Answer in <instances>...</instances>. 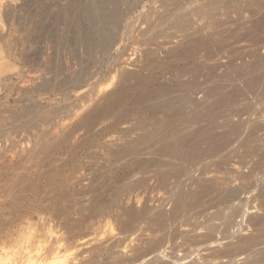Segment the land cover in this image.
Listing matches in <instances>:
<instances>
[{"label":"rangeland","instance_id":"1","mask_svg":"<svg viewBox=\"0 0 264 264\" xmlns=\"http://www.w3.org/2000/svg\"><path fill=\"white\" fill-rule=\"evenodd\" d=\"M196 34L210 40L200 71L181 74ZM259 58L264 0H0V264H260L264 74L248 84ZM212 84L210 101L242 94L195 110ZM235 121L241 136L203 154ZM179 131L192 159L174 149ZM227 186L243 191L220 200Z\"/></svg>","mask_w":264,"mask_h":264},{"label":"bare ground","instance_id":"2","mask_svg":"<svg viewBox=\"0 0 264 264\" xmlns=\"http://www.w3.org/2000/svg\"><path fill=\"white\" fill-rule=\"evenodd\" d=\"M2 5V4H1ZM137 5V4H136ZM11 7V6H10ZM8 8V7H7ZM1 9H2V7H1ZM10 11V10H9ZM10 14V13H9ZM95 18V17H94ZM11 20V19H10ZM102 20V19H101ZM9 22V21H8ZM17 22V21H16ZM13 23V22H12ZM101 24V23H100ZM99 25V24H98ZM105 25V24H104ZM103 25V26H104ZM106 25H107V23H106ZM110 25V24H109ZM101 26V25H100ZM99 28V27H98ZM101 29V28H100ZM15 31V30H14ZM194 37H196V39H195V41H194V45L192 46V49H191V54H190V56H188L189 58L187 59V58H185V60L187 59V60H191L192 62H190L192 65H190V67H189V65H188V67L186 68L184 65H186V64H184L183 66H180V68H178V69H180V72H179V70H178V72L179 73H181V74H184L185 72L184 71H187V70H189L190 71V73L192 74V76H194V73H195V75H197L198 73H199V71H200V67H199V65L197 66L196 65V63L195 62H193V61H195V58L197 57V54H196V52L198 51V50H200V48L203 46V45H207V44H210V40H207V39H203V38H200V36L198 35V34H196V35H194ZM103 39V38H102ZM180 54H181V52H179ZM180 54L178 55V56H180ZM183 55V54H182ZM181 58H182V56H180ZM180 58H178V60H179ZM182 59H184V57L182 58ZM184 61V60H183ZM180 62H182V61H180ZM186 62H188V61H186ZM184 63H185V61H184ZM189 63V64H190ZM187 66V65H186ZM178 67V66H177ZM186 68V69H185ZM189 68V69H188ZM263 69H264V58L262 59H258L257 61H256V63H254V67H252L251 68V75H250V77H249V81H248V84L250 85V87H255L259 82H260V80H261V78H262V75L264 74V72H263ZM219 84H212L211 86H209V88H208V95L206 96V98H205V100L204 101H201L202 103H200V101L199 102H197V104L196 105H194V104H192L191 103V105H194L195 107V110H199V109H208V108H210V106L212 107V103H214V104H216V105H219V106H223V105H225V104H229V102H231V101H234L237 97H239L241 94H242V89H240L239 87H234L233 89H232V91L230 92V93H227V94H225V95H222V96H218V97H215L214 98V100L213 101H210V99H211V96L213 95H215L216 94V92L218 91V89H219ZM128 88V87H127ZM131 88V87H130ZM195 88V91L197 92V87H194ZM131 90V92H132V89H130ZM130 90H128L127 89V92L128 91H130ZM133 90H135L134 88H133ZM198 101V100H197ZM154 102H155V100H154ZM191 102H193V101H191ZM156 103V102H155ZM181 103V102H180ZM194 103H195V100H194ZM183 109V105L182 104H180L178 107H177V110L180 112L181 110ZM194 110V109H193ZM214 122V126H215V128H222V126L224 127V125L222 124H220V123H217L216 121H213ZM209 124H211V123H209ZM221 125V126H220ZM244 126H245V124L244 123H242V122H240V121H235V122H233L231 125H230V127H229V129H228V131L227 132H224V134H222V135H214V136H212L211 138H210V140L208 141L209 142V144L208 145H206V147H205V149L203 150V154H206V156L208 155H211V154H217L216 152H220V150H222L223 148H225V146H227L229 143H231V139L233 138L232 136L233 135H235V136H241V133L243 132V130H244ZM252 126V125H251ZM247 128V127H246ZM251 128V127H250ZM261 126L259 125H257L256 127H254V131L256 130V132L258 131V130H261V129H263V128H261ZM252 130L253 129H251V132H252ZM248 131V130H247ZM253 131V132H254ZM252 132V133H253ZM261 132H264V131H261ZM258 133V132H257ZM245 134V133H244ZM256 134V133H255ZM254 134V135H255ZM243 135V134H242ZM253 135V134H252ZM251 135V136H252ZM230 137H231V139H230ZM244 137H247L246 139L244 138L243 139V144H246L248 141H249V139H250V135H246V136H244ZM175 139H174V149H175V151H176V153L179 155V157H180V159L181 160H186V159H192L193 158V156H195L197 153V148L196 147H192V148H188L187 147V139H189V137H187L186 136V134L185 133H183V132H181V131H179V132H177L176 133V135H175V137H174ZM246 142V143H245ZM229 146V145H228ZM195 153V155L194 154H191V153H193V152ZM191 155H193V156H191ZM198 157V156H197ZM196 158V157H195ZM262 159H264V154H263V156H262ZM241 163V162H240ZM242 165V164H241ZM243 165H244V163H243ZM242 165V166H243ZM237 166V165H236ZM235 166V167H236ZM240 168V167H239ZM237 169V168H236ZM253 169H255V168H253ZM234 170V169H233ZM232 170V171H233ZM238 170V169H237ZM256 171V170H255ZM250 172V171H249ZM231 175V174H230ZM240 178H242V177H240ZM213 179V178H212ZM218 179V178H217ZM238 179V178H237ZM216 180V179H215ZM222 180V179H221ZM230 180V179H229ZM228 180V181H229ZM249 180V179H248ZM210 181V180H209ZM214 181V180H213ZM212 181V182H213ZM217 181V180H216ZM241 181V180H240ZM243 182H245L244 180H242ZM218 182H220L219 180H218ZM247 182V181H246ZM250 182L251 181H249L248 183L250 184ZM256 182V181H255ZM215 183V182H214ZM247 183V184H248ZM219 184V183H218ZM220 184H222V183H220ZM238 184V183H237ZM242 182H241V185H239V186H242ZM247 184H245L246 186H247ZM254 184V183H253ZM213 185H215V184H213ZM244 185V186H245ZM222 186V185H221ZM249 186V185H248ZM223 187V186H222ZM251 187H252V183H251ZM203 188V187H202ZM226 188V187H225ZM221 189V190H225L224 192L225 193H223V192H221L222 194H224V195H222L221 194V196H222V198H220V200H222V199H224V198H228V197H230V199L231 198H233L234 199V197H236L241 191H243L242 190V187H236V188H234V189H229L228 188V186H227V188L226 189ZM246 188V187H245ZM185 189V188H184ZM263 189V188H262ZM216 190V189H215ZM220 190V189H219ZM184 191V190H183ZM182 191V192H183ZM203 192H205L207 195H210L211 193H213V187L211 188V186H206L205 185V187L203 188V190H202ZM259 191V190H258ZM261 191V190H260ZM263 191V190H262ZM179 192V191H178ZM215 192H217V190L215 191ZM251 192V191H250ZM254 192V191H253ZM181 193V192H180ZM187 193V192H186ZM193 193V192H192ZM218 193V192H217ZM216 193V194H217ZM220 193V192H219ZM182 194V193H181ZM185 194V193H184ZM258 194V193H257ZM176 195V194H175ZM174 195V196H175ZM188 195V194H187ZM193 195V194H192ZM253 195V194H252ZM259 195V196H258ZM257 196L259 197V200H261V203H259L258 205H259V207H261V206H264V192H260L259 194H258ZM179 196V197H178ZM220 196V195H219ZM228 196V197H227ZM177 200H175V203H174V205H173V207H172V209H173V211L171 212V211H169V212H171V214H170V216H171V219H170V217H169V213L168 214H165V212H162V211H160L155 217H156V219H154L155 220V222H156V220H157V222H158V220H159V224H164V221H166V220H164V218H166V217H169V220H172V221H175V220H177V218L176 219H174V216H177V215H179L181 212H183L182 210L184 209V207H186L185 206V199H184V197L183 196H180V194L179 195H177ZM189 197H190V195H189ZM191 197H194V196H191ZM195 197H197V196H195ZM194 197V198H195ZM247 197V196H246ZM257 197V198H258ZM186 199H187V197H186ZM196 199H198V198H196ZM214 199V198H213ZM219 199V198H218ZM215 200H216V198H215ZM237 200V199H236ZM239 200V199H238ZM257 200V199H256ZM258 200V202H260ZM197 201V200H196ZM195 201V202H196ZM241 201V200H240ZM255 201V200H254ZM236 202V201H235ZM257 203V202H256ZM172 204H173V202H172ZM244 204H245V202H244ZM251 204V203H250ZM253 205H255V204H253ZM254 207V206H253ZM161 208V207H160ZM263 208V207H262ZM187 209V208H186ZM147 210V209H146ZM185 211V210H184ZM236 214V213H235ZM263 215V214H262ZM144 216H145V214H144ZM234 216V215H233ZM254 216V215H253ZM172 217H173V219H172ZM229 217V216H228ZM153 218H154V216H153ZM163 219V223H161L162 221H160V220H162ZM168 220V219H167ZM233 220V219H232ZM229 221V220H228ZM156 222V225H158V223ZM224 222H226V221H224ZM172 223V222H171ZM231 223V222H230ZM254 223H255V225H257V226H259V228H263V225H264V217L262 216V217H256V218H254V220H253V225H254ZM227 225V224H226ZM162 226V225H161ZM228 226V225H227ZM159 227H160V225H159ZM210 227V226H209ZM161 228V227H160ZM162 228H163V226H162ZM227 228V227H226ZM258 228V227H257ZM264 229V228H263ZM262 229V230H263ZM206 231V230H205ZM210 231V230H209ZM208 231V232H209ZM264 231V230H263ZM262 232V231H261ZM260 232V233H261ZM263 234V233H262ZM202 235V234H201ZM260 235V234H259ZM256 236V235H255ZM202 238L200 239V242L201 243H206V242H209V240H211L212 239V235L209 233V234H205L204 236H201ZM243 238V237H242ZM248 238V237H247ZM251 238H254V237H251ZM256 238V237H255ZM258 239L259 238H262V237H257ZM256 238V239H257ZM69 239V238H68ZM158 239V238H157ZM249 239V238H248ZM256 239H249L248 240V242L249 243H254V242H256L257 243V240ZM62 240H64V239H61V241ZM67 240V239H66ZM71 240V239H70ZM192 240H193V238H192ZM247 240V239H246ZM256 240V241H255ZM154 241V240H153ZM157 241V240H156ZM237 242V241H236ZM244 242V241H243ZM259 242H260V240H259ZM157 243H159V241H157ZM157 243H155L156 244V246L158 247L159 246V244L157 245ZM199 243V242H198ZM261 243V242H260ZM65 243H63V245H64ZM68 244V243H67ZM152 244V243H151ZM151 244H149V245H151ZM155 244H154V246H155ZM238 244V243H237ZM247 244V243H246ZM262 244V243H261ZM62 245V244H61ZM60 245V246H61ZM141 245V244H140ZM202 245V244H201ZM207 245V244H206ZM239 245V244H238ZM242 245V244H241ZM244 245V244H243ZM253 245V244H252ZM251 245V246H252ZM59 246V247H60ZM73 246V245H72ZM76 246V245H75ZM153 246V247H154ZM156 246H155V249H156ZM247 246V245H246ZM251 246H249L250 248H251ZM255 246V245H254ZM64 247V246H63ZM138 247V246H137ZM149 247H151V246H149ZM152 247V249L154 250V248ZM235 247V246H234ZM233 247V248H234ZM242 247V246H241ZM57 248V247H56ZM61 248V247H60ZM78 248V247H77ZM141 248V247H140ZM161 248V247H160ZM191 248V247H190ZM194 248V247H193ZM238 248V247H237ZM244 248H245V246H244ZM253 248V247H252ZM132 249V248H131ZM68 250V249H67ZM147 250V249H146ZM151 250V249H150ZM234 250V249H233ZM239 250V249H238ZM243 250V249H242ZM248 250V249H247ZM78 251V250H77ZM138 251V250H137ZM144 251V250H143ZM156 251V250H155ZM201 251V250H200ZM244 251H245V249H244ZM64 252V251H63ZM135 252V251H134ZM149 253V252H148ZM250 253V252H249ZM263 252H261L260 253V255L262 254ZM147 254V253H146ZM243 254V253H242ZM251 254V253H250ZM133 255H135V254H133ZM141 255H142V253H141ZM140 255V256H141ZM144 256H145V253L143 254ZM263 255V254H262ZM249 256V255H248ZM137 257V256H136ZM263 258L262 259H260L259 261H260V264H264V256H262ZM135 258V257H134ZM133 259V258H132ZM138 260H139V258H137ZM175 259H178V258H175ZM252 259H254V258H252ZM257 259H259V258H256L255 260L256 261H253V262H258L257 261ZM73 260V259H72ZM75 260V259H74ZM79 260V259H78ZM138 260H136V261H138ZM172 260V259H171ZM76 261H77V259H76ZM81 261H82V259H81ZM183 261V260H182ZM139 262V261H138ZM151 262V261H150ZM177 262V261H176ZM193 262V261H192ZM82 263V262H81ZM134 263H136V262H134ZM142 263V262H141ZM246 263V262H245ZM248 263V262H247ZM75 264V263H74ZM146 264V263H145ZM188 264V263H187ZM235 264V263H234ZM251 264H253V263H251ZM257 264V263H256ZM259 264V263H258Z\"/></svg>","mask_w":264,"mask_h":264}]
</instances>
